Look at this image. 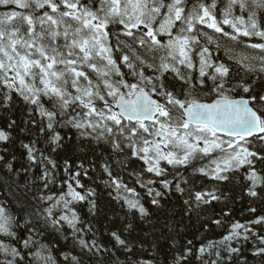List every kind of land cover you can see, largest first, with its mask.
<instances>
[{
	"label": "snow or ice",
	"instance_id": "1",
	"mask_svg": "<svg viewBox=\"0 0 264 264\" xmlns=\"http://www.w3.org/2000/svg\"><path fill=\"white\" fill-rule=\"evenodd\" d=\"M0 8V264H264V0Z\"/></svg>",
	"mask_w": 264,
	"mask_h": 264
},
{
	"label": "trees",
	"instance_id": "2",
	"mask_svg": "<svg viewBox=\"0 0 264 264\" xmlns=\"http://www.w3.org/2000/svg\"><path fill=\"white\" fill-rule=\"evenodd\" d=\"M2 10L3 9L0 8V11ZM17 154L19 155V153ZM129 183L131 184V181H129ZM237 194H238V198L233 204L230 205L231 210L233 212V218H240L241 220H243L246 217L251 218L249 217V214L247 212V208L250 206V199L242 196L239 192V189H237ZM173 202L175 204V197H173ZM251 206L257 208V215L264 214V202L256 201L254 203H251ZM177 219H179V217H177ZM192 223L196 225V227L192 229V232L195 234L196 237H205L207 239H218L217 233L221 231L220 229H214L209 232H204L203 229L197 231V228H199V224L196 221H193Z\"/></svg>",
	"mask_w": 264,
	"mask_h": 264
},
{
	"label": "rangeland",
	"instance_id": "3",
	"mask_svg": "<svg viewBox=\"0 0 264 264\" xmlns=\"http://www.w3.org/2000/svg\"><path fill=\"white\" fill-rule=\"evenodd\" d=\"M210 31V30H209Z\"/></svg>",
	"mask_w": 264,
	"mask_h": 264
}]
</instances>
